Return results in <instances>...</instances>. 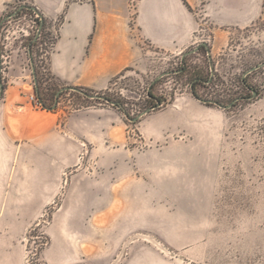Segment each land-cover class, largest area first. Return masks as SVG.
I'll return each mask as SVG.
<instances>
[{
	"label": "rangeland",
	"instance_id": "374dc122",
	"mask_svg": "<svg viewBox=\"0 0 264 264\" xmlns=\"http://www.w3.org/2000/svg\"><path fill=\"white\" fill-rule=\"evenodd\" d=\"M259 1V15H251L248 25L223 27L229 38L215 55L211 43L216 26L199 10L200 26L181 53L152 48L148 70L129 67L104 91L85 96L71 89L58 99L53 87L61 82L49 70L48 55L60 19L50 30H43L39 39L41 23L31 11L5 21L0 29L3 87V69L18 68L28 74L36 97L29 43L38 40L33 57L45 75L46 104L68 112L90 105L113 106L105 96L122 100L128 111L124 113L129 126L126 136L137 152L149 148L135 126L138 119L132 120L144 111L174 105L183 95L198 97L212 108L210 123L203 130L196 126L195 133L174 136L178 143L187 141L186 149L173 148L168 157H162L168 158L167 163L139 159L133 168L136 175L123 179L122 195L112 193L111 201L94 207L65 204L69 173L65 174L61 193L36 220L29 221L23 235L26 264H58L52 249L57 239L61 241L56 234L63 226L108 233L107 239L67 238L78 261L64 264H98L94 260L104 257L105 264H125L124 255L136 249H154L201 264H264V0ZM202 44L207 48L195 50ZM6 75L8 81L10 75ZM90 150L84 144L79 156V169L87 174L96 167ZM59 213H75L87 221L55 220ZM89 249L96 250L94 256L84 254Z\"/></svg>",
	"mask_w": 264,
	"mask_h": 264
},
{
	"label": "crops",
	"instance_id": "0c3cea01",
	"mask_svg": "<svg viewBox=\"0 0 264 264\" xmlns=\"http://www.w3.org/2000/svg\"><path fill=\"white\" fill-rule=\"evenodd\" d=\"M238 1L29 0L46 21V30L60 19L48 55L51 73L65 87L80 86L96 92L108 89L112 79L129 67L148 70L152 48L184 51L200 26L199 10L216 26L211 52L219 53L229 38L223 27L241 28L251 22V15H259V0ZM14 3L15 0H0V20ZM219 40H223L221 44ZM2 72L0 264H26L23 235L29 221L36 220L61 193L65 174L69 173L64 203L94 207L104 200L111 201L112 193L122 195L123 179L136 175L133 168L139 159L167 163L168 158L162 157H168L173 148L186 149L187 141L178 143L174 136L184 137L195 133L196 126L203 130L210 123L207 118L211 107L193 95L178 96L174 105L138 118L135 126L149 148L137 152L126 136L129 126L119 108L90 105L67 112L60 107H38L31 100L34 92L26 72L18 68ZM6 73L10 75L8 81ZM84 144L90 146V157L96 162L92 174L79 169ZM54 219L87 221L75 213H59ZM56 235L61 241L57 239L52 258L58 264L78 261L67 238L108 237V233L77 231L68 226ZM91 250L84 254L94 256L96 250ZM124 256L125 264H201L154 249H136ZM94 261L106 262L105 257Z\"/></svg>",
	"mask_w": 264,
	"mask_h": 264
},
{
	"label": "trees",
	"instance_id": "16d2710c",
	"mask_svg": "<svg viewBox=\"0 0 264 264\" xmlns=\"http://www.w3.org/2000/svg\"><path fill=\"white\" fill-rule=\"evenodd\" d=\"M26 10H30L32 12H37L36 9H34L30 4H27L25 6ZM38 22L43 24V28H42V31L45 30L46 28V21L43 20V18L41 17V15L39 16L38 18ZM38 44V40H32L30 41L29 43V53H30V56H31V59L34 63V76H35V79H36V85H35V94H36V97H37V101L46 109H56L57 107L53 106L52 105H47L46 104V101L44 100L45 97V93L44 91L42 90V83L44 82V78H45V75L43 74L42 71H40L39 67H38V64L35 62V59L33 57V49L34 47ZM201 48H207V45L206 44H202L199 46V50ZM123 73V72H122ZM121 73V74H122ZM52 74V73H51ZM120 74V75H121ZM54 77V76H53ZM119 76H117L116 78L112 79L111 83L114 82ZM56 78V77H55ZM63 88V89H62ZM76 91H80V93H83L85 96H89L90 95V92H95V90L93 89H89V88H83V87H80V86H77V87H74ZM62 89V90H61ZM72 87L71 86H67V87H64L63 85H54L53 87V91H54V94L53 96L55 97L56 96V93H57V99L58 97L62 94V92H65V91H69L71 90ZM61 90V91H60ZM60 91V93L58 94V92ZM150 94V92H149ZM105 99L108 100V102H111L112 104H114L113 106L114 107H117L119 108L122 112L126 113L128 115V111L127 109L125 108V105H124V102H122V100H119V99H114L113 97H110V96H105ZM158 101H160V99H158ZM218 103V102H217ZM155 105H153L154 107Z\"/></svg>",
	"mask_w": 264,
	"mask_h": 264
},
{
	"label": "built area",
	"instance_id": "2783aa9c",
	"mask_svg": "<svg viewBox=\"0 0 264 264\" xmlns=\"http://www.w3.org/2000/svg\"><path fill=\"white\" fill-rule=\"evenodd\" d=\"M27 3H30L29 2V0H15V3H14V8L13 9H15L14 11H12V13H9V15H7V17H5L1 22H0V24L2 23V27H3V24L5 23V21L6 20H10V19H12V18H14V16H19V14L21 13V12H23V11H25L26 9H24L25 8V6L27 5ZM31 5V4H30ZM34 13V12H33ZM36 14H34V15H36L38 18H39V16H40V14L38 13V12H35ZM1 27V28H2ZM0 28V29H1ZM42 28H43V24H41V26L39 27V29H38V33H36V39H39L40 38V36H41V33H42ZM36 99V97L35 96H32V101H34L35 102V104H36V106H38V107H43L37 100H35ZM162 104V102L161 103H159V105H161Z\"/></svg>",
	"mask_w": 264,
	"mask_h": 264
},
{
	"label": "water",
	"instance_id": "95a60500",
	"mask_svg": "<svg viewBox=\"0 0 264 264\" xmlns=\"http://www.w3.org/2000/svg\"><path fill=\"white\" fill-rule=\"evenodd\" d=\"M2 27V23L0 24V28ZM195 50H199V47L198 48H196ZM0 58H1V54H0ZM263 64V63H262ZM262 64H260V65H262ZM0 65H1V61H0ZM260 65H258V66H255V67H253L249 72H251V71H253V70H255L256 68H258ZM264 65V64H263ZM32 68H33V71H34V63H33V66H32ZM2 81H3V79H2V76H1V74H0V97H1V95H2V91H3V83H2ZM63 89V88H62ZM61 89V90H62ZM72 89H75L74 87H72ZM60 90V91H61ZM60 91L58 92V94L60 93ZM90 96V95H89ZM197 99H199V100H201V101H203L202 99H200V98H198V97H196ZM215 103H217V102H215ZM114 105V104H113ZM220 106H222V105H220ZM149 111H144L141 115H143V114H146V113H148ZM140 115V116H141ZM140 116H138V117H136V118H133L132 120L133 121H135L136 119H138Z\"/></svg>",
	"mask_w": 264,
	"mask_h": 264
}]
</instances>
